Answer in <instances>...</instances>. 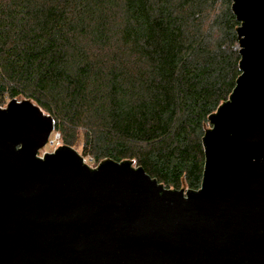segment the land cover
<instances>
[{"label": "water", "instance_id": "obj_1", "mask_svg": "<svg viewBox=\"0 0 264 264\" xmlns=\"http://www.w3.org/2000/svg\"><path fill=\"white\" fill-rule=\"evenodd\" d=\"M241 74L210 115L197 190L89 166L30 100L0 107V264H264V0H232Z\"/></svg>", "mask_w": 264, "mask_h": 264}, {"label": "trees", "instance_id": "obj_2", "mask_svg": "<svg viewBox=\"0 0 264 264\" xmlns=\"http://www.w3.org/2000/svg\"><path fill=\"white\" fill-rule=\"evenodd\" d=\"M239 25L232 0H0V99L30 100L94 163L197 190Z\"/></svg>", "mask_w": 264, "mask_h": 264}, {"label": "rangeland", "instance_id": "obj_3", "mask_svg": "<svg viewBox=\"0 0 264 264\" xmlns=\"http://www.w3.org/2000/svg\"><path fill=\"white\" fill-rule=\"evenodd\" d=\"M12 99H14V100H16V101H22V100H24V98L23 97H21V96H18V97H15V98H5V99H3V100H1L0 99V107L1 108H5L6 106H7V104H8V102L10 101V100H12ZM57 134H58V136H57V142L55 143V145L53 146V147H50L48 144H45L41 149H39V151H38V153H37V155L39 156V157H42L44 154H46L45 152H47V153H51V152H53L57 147H59V146H61V145H66V144H64L62 141H60V135H59V133L57 132ZM54 136V135H53ZM69 146V145H68ZM70 147H72V148H74V150L81 156V157H83L84 158V161L89 165V166H91V167H96L97 165H98V163L99 162H93V161H90L89 159H90V157L89 156H84V155H82L81 154V150H80V147L79 146H70ZM184 190H185V188H183Z\"/></svg>", "mask_w": 264, "mask_h": 264}, {"label": "built area", "instance_id": "obj_4", "mask_svg": "<svg viewBox=\"0 0 264 264\" xmlns=\"http://www.w3.org/2000/svg\"><path fill=\"white\" fill-rule=\"evenodd\" d=\"M57 136H58L57 133H55L54 136L52 137L49 136L46 144H48L50 147H53L55 143L57 142Z\"/></svg>", "mask_w": 264, "mask_h": 264}]
</instances>
